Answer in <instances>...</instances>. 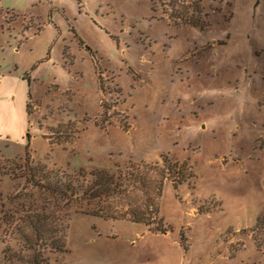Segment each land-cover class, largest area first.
<instances>
[{
    "label": "rangeland",
    "instance_id": "374dc122",
    "mask_svg": "<svg viewBox=\"0 0 264 264\" xmlns=\"http://www.w3.org/2000/svg\"><path fill=\"white\" fill-rule=\"evenodd\" d=\"M186 1L0 0V264H264V6ZM162 154L187 165L152 229L32 174ZM41 211L63 251L18 230Z\"/></svg>",
    "mask_w": 264,
    "mask_h": 264
},
{
    "label": "trees",
    "instance_id": "16d2710c",
    "mask_svg": "<svg viewBox=\"0 0 264 264\" xmlns=\"http://www.w3.org/2000/svg\"><path fill=\"white\" fill-rule=\"evenodd\" d=\"M185 20L190 21L187 18ZM26 106L29 108V103ZM186 165V162H174L167 154H162L158 162L131 164L125 171L118 170L117 173L104 169L83 168L75 173H66L57 167L56 170H50L46 166L36 169L32 174H40L42 181H48L45 188L52 193H59L63 199L68 198V195H80L87 203L99 199L97 208L85 211L87 214L104 220L143 223L152 229L153 221L158 218L165 180H176L174 175L180 173ZM51 174H54L56 179L52 178ZM263 219L264 212L258 216L257 221ZM24 220L29 221V230L21 226L18 230L22 232L26 244L32 245L28 243L29 239L37 237L40 243L43 242L40 244L43 252L48 249L53 252L65 249L66 224L61 222L62 218L54 219L41 211L28 215ZM49 259L46 258L44 262L48 263ZM31 264L38 263L34 260Z\"/></svg>",
    "mask_w": 264,
    "mask_h": 264
},
{
    "label": "crops",
    "instance_id": "0c3cea01",
    "mask_svg": "<svg viewBox=\"0 0 264 264\" xmlns=\"http://www.w3.org/2000/svg\"><path fill=\"white\" fill-rule=\"evenodd\" d=\"M186 1V0H185ZM188 1H186V3H187ZM253 2V4L252 5H254V12H255V15H256V12H257V6L258 7H260V6H264V0H253L252 1ZM178 20H180V21H182V19L181 18H178ZM256 52H258L257 50H255V53ZM9 79H11V76H7V75H1L0 74V86L2 85V83L4 84V82H5V85L7 84V81H10ZM1 93L2 94H5L6 92L5 91H1ZM11 97H12V95H11ZM10 99V98H9ZM27 105V102L25 101V106ZM27 107V106H26ZM25 129H26V127H24V128H21V130H20V137L22 138V139H24L23 138V135L25 134Z\"/></svg>",
    "mask_w": 264,
    "mask_h": 264
}]
</instances>
